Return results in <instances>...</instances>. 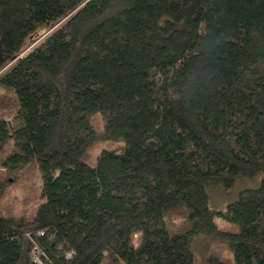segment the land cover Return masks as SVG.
I'll list each match as a JSON object with an SVG mask.
<instances>
[{
  "label": "trees",
  "instance_id": "trees-1",
  "mask_svg": "<svg viewBox=\"0 0 264 264\" xmlns=\"http://www.w3.org/2000/svg\"><path fill=\"white\" fill-rule=\"evenodd\" d=\"M0 88V264H264V0H0Z\"/></svg>",
  "mask_w": 264,
  "mask_h": 264
},
{
  "label": "rangeland",
  "instance_id": "rangeland-1",
  "mask_svg": "<svg viewBox=\"0 0 264 264\" xmlns=\"http://www.w3.org/2000/svg\"><path fill=\"white\" fill-rule=\"evenodd\" d=\"M53 30H43L40 31L34 38L33 41L29 43L26 47L24 54L32 51L46 36H48ZM13 95L2 90L0 88V116L6 118L8 121H11V113L15 109V103L13 100ZM5 103H7L5 105ZM98 122L103 126V119L98 118ZM123 145L121 143H102L92 152V160H96L97 156L106 149L120 150ZM8 176L7 171L0 169V178H9L11 181V186L7 191L6 197L3 201V204L11 212L21 215H30L32 211L39 206L41 203L40 193L42 187V179L40 173L37 169H30L27 174H23V177H20L16 180V183L13 182L12 178ZM222 226H228L224 222H220ZM224 254L227 257H230L228 250L224 249Z\"/></svg>",
  "mask_w": 264,
  "mask_h": 264
},
{
  "label": "built area",
  "instance_id": "built-area-1",
  "mask_svg": "<svg viewBox=\"0 0 264 264\" xmlns=\"http://www.w3.org/2000/svg\"><path fill=\"white\" fill-rule=\"evenodd\" d=\"M41 235H43V233H41ZM32 258H33L34 264H48L46 261L45 254L41 250H39L38 247H35L33 249Z\"/></svg>",
  "mask_w": 264,
  "mask_h": 264
}]
</instances>
